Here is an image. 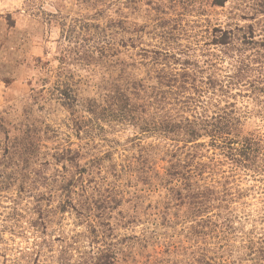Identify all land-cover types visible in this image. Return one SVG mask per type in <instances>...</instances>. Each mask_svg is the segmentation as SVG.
Masks as SVG:
<instances>
[{
    "label": "rangeland",
    "instance_id": "rangeland-1",
    "mask_svg": "<svg viewBox=\"0 0 264 264\" xmlns=\"http://www.w3.org/2000/svg\"><path fill=\"white\" fill-rule=\"evenodd\" d=\"M213 2L0 0V264H251L242 259L250 220L264 209V175L196 167L220 159L202 140L192 197L209 192L210 204L185 218L194 202L177 165L191 144L163 145L131 117L152 112L138 87L155 86V51L168 71L196 63L216 82L196 83L202 105L189 101L182 115L231 112L264 138V58L240 53L252 41L264 56V0ZM221 33L235 50L212 44ZM174 87L179 100L195 92ZM24 150L33 158L22 179ZM225 218L235 230L229 252Z\"/></svg>",
    "mask_w": 264,
    "mask_h": 264
},
{
    "label": "trees",
    "instance_id": "trees-1",
    "mask_svg": "<svg viewBox=\"0 0 264 264\" xmlns=\"http://www.w3.org/2000/svg\"><path fill=\"white\" fill-rule=\"evenodd\" d=\"M224 3L225 0H214L212 5L221 6ZM214 36L215 37L212 41V44L220 47H227L228 50H235L232 47L233 40L229 36V33H221V35ZM250 42L252 41L241 42L240 53L246 52L247 50H255V52L252 53L254 54L253 60H261L262 58H264V56L259 53L260 51L256 50V47H253V45L251 47V44L253 42ZM242 45L246 47H242ZM260 45L261 47H264V43L261 42ZM149 52L152 53L151 65L157 71H154L155 73H157L155 75L156 77L154 78L156 79V83L155 86L150 84V86L143 85L138 88L143 92L141 99L144 98V100L147 101V105L149 108H152V112L150 111L147 115H145V108H141L144 109L142 111V114L144 113V115H131L132 122H134L133 125H135V128H137V130L139 129L138 131L141 135H154L155 137L163 141V145L170 142V144L172 143V148H174L176 144H181V147H185V145L191 144L188 149H191L192 155H187L184 161L180 160L177 166H179L180 168L178 174L181 175L182 181L188 179L185 185V191L189 194L185 195V198L188 200V202H194L193 204H191L193 208L190 210V212L186 213L185 218L196 219L197 216H201L208 210V206L210 204L208 199H203L206 197L210 198L209 192L203 194L202 196H199L197 195V193H195V198L192 197V193L200 190L198 182L194 179L192 173L194 168V161L199 160L200 157L203 156V153L199 152V150L203 146H205L204 143H201V141L204 139L213 140V142L211 143V147L213 149H220V159L218 160V162L212 160L216 164H213V166L209 165V167L205 164L196 162V167L203 168L206 172H209V170L211 172H214L211 168H214L215 170L216 166L218 169L226 168L228 170V174L233 178H235L236 176H243L249 177L255 181V178H259L264 175V138L254 131L245 132L243 123H241L239 119H231V112L220 117H210L207 115V113L202 112L191 113L189 116L182 115V108H185L184 110H187L190 105L189 101H193L195 103L194 107L196 109L198 104L202 105V103L199 101V97L201 98L200 95L202 94V92H198L195 87L196 83H198V85L201 87L206 83L212 86L216 82L212 79V77H210V75H202L207 68L206 66L202 68L195 63V65H184L180 73L178 72V70H176V68L173 71H168L170 62H167L166 59L157 58L155 51ZM165 57L169 58L168 56H166V53ZM160 66L162 68H160ZM238 76L244 77L242 72L239 70ZM178 82H180V89L182 90L187 91L192 87L191 91L195 92L190 95L191 97H186L180 100L177 99L179 95H177L176 97H172L173 92L171 91V88H173ZM162 84L163 88H161ZM186 85H189L188 89ZM174 99H176L177 104L181 106L180 109L171 108ZM155 104H157L159 107H155ZM132 111L133 110L131 109L129 110L130 113H132ZM204 112L207 111L204 110ZM22 139H24L23 142L28 145V152L31 151V137H24ZM219 139L221 145L216 144L217 141L219 142ZM197 152L199 153V156L197 155ZM26 153V150H24L22 152V155H19L20 161L22 162V168L20 169V177L22 179L25 177L23 172L26 173L27 168H29V161L33 158V156H27ZM226 179L228 180L229 177H226ZM254 187L255 186L250 187L248 191H254ZM245 191H247V189ZM213 193L216 194V192ZM217 195L218 198H220L223 196V193L221 192L222 196H220L219 192L217 193ZM197 196L201 198H197ZM224 199L225 197H223L222 200ZM99 202L100 200H96V203ZM87 210L89 212L91 211L89 209V206ZM222 212L225 216V208L224 211L222 210ZM252 218L253 219L250 220V222L252 223V229H250L248 235L246 233V253L242 260L247 261L251 264H260L264 263V209H262V211L258 213L257 217ZM212 226L213 228H217L216 225L212 224ZM222 227H224V229L226 228V233L223 231L224 234H226V236L224 235L223 240L225 241L226 246L228 245L229 252L231 251L229 247L230 240L227 235H229V233H232V231H235L233 229V219L225 218ZM253 233L256 235L259 234V237L256 239V241L253 237L250 236ZM216 237L219 241L222 240L223 234L221 233V231H216ZM198 261L197 264H199L200 262ZM240 263L242 264L243 262L241 261ZM204 264L209 263L205 260Z\"/></svg>",
    "mask_w": 264,
    "mask_h": 264
}]
</instances>
